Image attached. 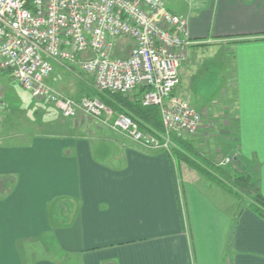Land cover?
Instances as JSON below:
<instances>
[{
  "label": "crops",
  "instance_id": "crops-1",
  "mask_svg": "<svg viewBox=\"0 0 264 264\" xmlns=\"http://www.w3.org/2000/svg\"><path fill=\"white\" fill-rule=\"evenodd\" d=\"M179 1L169 10L187 17L191 52L224 42L232 52L225 146L264 196V0ZM182 67L175 94L190 104ZM53 125L6 135L3 123L0 264H264V220L178 157L191 137L153 150L117 131L95 139Z\"/></svg>",
  "mask_w": 264,
  "mask_h": 264
},
{
  "label": "built area",
  "instance_id": "built-area-1",
  "mask_svg": "<svg viewBox=\"0 0 264 264\" xmlns=\"http://www.w3.org/2000/svg\"><path fill=\"white\" fill-rule=\"evenodd\" d=\"M194 46L187 17L164 0H0V70L10 68L33 100L48 101L63 117L95 119L153 150L169 151L174 136L194 137L201 128L202 114L175 94ZM73 65L101 93L129 96L147 89L142 105L160 108L164 134L143 131L97 97L59 93L49 83L55 67ZM4 97L0 84V136Z\"/></svg>",
  "mask_w": 264,
  "mask_h": 264
},
{
  "label": "rangeland",
  "instance_id": "rangeland-1",
  "mask_svg": "<svg viewBox=\"0 0 264 264\" xmlns=\"http://www.w3.org/2000/svg\"><path fill=\"white\" fill-rule=\"evenodd\" d=\"M164 1L166 7L170 9L175 0ZM176 3L181 2L176 0ZM122 39L132 42L130 39ZM227 45L226 42L217 46L205 44L190 52L189 59L184 63L181 70L182 81L179 88L182 93L190 97L189 99L187 98L188 101L202 114L203 118L198 134L188 140L192 141L193 146L206 159H210L223 166L228 165L225 161L227 158L231 159L232 153L226 147L231 143L232 134L224 132L226 130L224 121L226 118L232 119L237 111L236 105L233 104L235 100L233 93V56ZM118 46L119 44L116 45V52L117 55H121V51L117 49ZM54 81L56 83H53V87L59 93L68 97H87L82 95V83L95 88L92 80L86 77L77 65H73L68 70L57 66L54 73ZM0 84L4 87L5 92L3 118L5 124L4 133L6 135H10L12 132L18 135H30L34 132H50L52 130L50 126L54 123L64 126L76 124L78 128L80 127L79 131H75L76 134L78 132L79 136H86L92 132L91 134H93L95 139L105 136L110 137L109 133H107L108 130L109 132H115L109 126L95 119L84 117L76 120L67 119L48 101L33 100L31 95L12 78L10 71L0 70ZM83 128L84 131H82ZM201 156L197 155L196 157L209 163ZM205 179L208 184L216 185L207 178ZM254 180L257 181L256 178ZM239 191L242 194L240 193L241 200H236L237 204L242 207H249L252 203V192L242 189ZM197 237L199 238L198 230Z\"/></svg>",
  "mask_w": 264,
  "mask_h": 264
},
{
  "label": "trees",
  "instance_id": "trees-1",
  "mask_svg": "<svg viewBox=\"0 0 264 264\" xmlns=\"http://www.w3.org/2000/svg\"><path fill=\"white\" fill-rule=\"evenodd\" d=\"M81 90L82 95L91 98L97 97L115 114H127L131 116L139 123L143 131L164 134L165 128L160 108L158 106L145 107L142 105V98L147 89L139 88L132 95L125 96L111 92L101 93L82 83ZM173 142L181 149H184L183 146L189 145L186 139H180L176 136L173 137ZM189 146L191 147L189 149L191 153L186 150L187 154H185L178 150V148H175L174 151L189 167L215 183L221 190L234 197L237 201L241 200L242 193L239 190L252 192V203L249 207L258 217L264 220V196L257 189L258 183L254 180L253 173L241 162L237 154L234 153L231 156V163L223 166L211 160H206L209 162L206 163L203 159L196 157L203 154L199 153L195 147Z\"/></svg>",
  "mask_w": 264,
  "mask_h": 264
},
{
  "label": "water",
  "instance_id": "water-1",
  "mask_svg": "<svg viewBox=\"0 0 264 264\" xmlns=\"http://www.w3.org/2000/svg\"><path fill=\"white\" fill-rule=\"evenodd\" d=\"M11 69L9 68L8 71H10Z\"/></svg>",
  "mask_w": 264,
  "mask_h": 264
}]
</instances>
